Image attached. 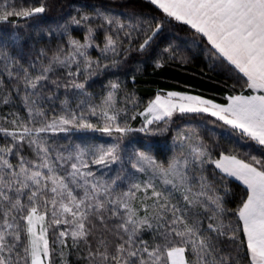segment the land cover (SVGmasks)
Here are the masks:
<instances>
[{
  "label": "snow or ice",
  "instance_id": "obj_1",
  "mask_svg": "<svg viewBox=\"0 0 264 264\" xmlns=\"http://www.w3.org/2000/svg\"><path fill=\"white\" fill-rule=\"evenodd\" d=\"M162 13L160 21L155 22L143 18L136 13L128 14V19L97 12L103 21L111 28L114 26L117 38L105 36V48L102 51L117 52L119 33L129 38L131 43L134 31H143L145 38L138 45V51L144 52L152 46L154 39L164 27V22H179L188 26L199 35L209 52L218 61L229 66L237 77L241 88L249 90L250 94L240 92L226 96L225 103H216L199 95L181 92H168L166 95L156 94L149 101L144 112L143 126L136 130L151 133L150 125L170 120L174 113L209 114L215 122L231 132L239 133L248 141L255 142L264 149V0H148ZM46 6L41 4L31 9L17 10L7 5L4 0L0 6V21L9 17L29 18L45 13ZM73 19L80 24L82 20ZM103 27V25H101ZM93 29L89 27L90 39ZM0 43H6L0 40ZM74 51L61 57H53V63L65 67L77 65L76 72L69 71V76L80 74L81 63L83 71L92 74L93 61L86 52L91 45L71 41ZM179 45L169 44L164 52L171 53V59H176ZM82 58V60L78 59ZM157 66L162 65L157 61ZM107 67V65H105ZM52 71V65L43 69L40 76L28 78L25 75L26 87L36 89L41 80H47V73ZM133 79H135L133 77ZM72 87L83 89L84 84L73 81ZM120 87L117 82H110L108 95L99 106H88L91 115H99L103 126L90 122L83 112H70L53 118L51 122L45 119L44 111L39 107H29L30 120L25 123L12 120V129L0 127V132L11 137L13 143L0 146V264H51L52 249L48 239V229L52 224L67 225L65 231L59 233L60 243L65 244L64 237L71 236L73 246L83 241L88 244L89 237L99 221L104 224L111 217L119 216L122 223L117 225L116 235L119 243L112 246L106 239H100L95 250L89 245V258L93 264H227V258L215 255V245L211 239L201 235L200 226L190 223L186 210L171 203V193L157 190L154 177H160L162 183L183 193V199L189 206H201L205 211H211L208 229L220 236L238 242L237 253L244 249L247 264H264V159L247 154V158L233 151H221L218 158L213 157V150L203 142V138L195 130L180 133L177 140L187 152L174 156L167 165L157 162L145 151L136 153L137 163L146 164L152 170V177L142 184L132 185V189L119 195H114L111 183L97 180L88 169L89 161L96 165H110L120 160V144L77 146L75 154L64 156L58 153L52 158L41 133L68 132L70 129H85L99 131L109 137L116 134L117 141L126 137L132 129L127 121L120 120L121 110L115 108L114 93ZM28 100V97H25ZM7 102V101H5ZM35 105V101H31ZM79 107V106H78ZM35 117H40L39 126H35ZM135 119V116L132 117ZM32 126H29V125ZM163 131V129H160ZM27 143L35 146L38 160H26L18 150ZM10 155L18 157V163L13 165L7 158ZM89 159H85V157ZM56 161H60L59 167ZM70 164V171L65 169L60 174V168ZM206 164L214 165L223 176L234 178L245 187V197L232 213L236 224H229L225 230L222 217L228 212L223 203V197L215 187L208 182L202 172ZM199 168V190L193 192L189 183L191 168ZM44 169L47 171L45 172ZM141 172L145 168H139ZM82 190V195L76 189ZM143 191L141 204L144 215L134 206L136 192ZM151 190V196L148 195ZM227 192V189H225ZM26 197V200L22 199ZM152 200L151 205L145 203ZM123 209V214L120 213ZM50 213L51 219L46 223ZM171 213V217L168 214ZM21 222L24 227L21 228ZM157 230L162 242L151 249L147 241L138 240L139 233L145 227ZM24 234V241L21 233ZM126 237V238H125ZM242 237V238H241ZM11 238V242H9ZM23 243V254L18 248ZM191 250L194 259L187 255ZM8 252V256H5ZM16 256L13 259L12 253ZM63 255V253H61Z\"/></svg>",
  "mask_w": 264,
  "mask_h": 264
},
{
  "label": "trees",
  "instance_id": "obj_2",
  "mask_svg": "<svg viewBox=\"0 0 264 264\" xmlns=\"http://www.w3.org/2000/svg\"><path fill=\"white\" fill-rule=\"evenodd\" d=\"M29 3H36L37 7L44 4L46 6L45 13L29 18L14 16L7 21H0V40L6 42L0 43V114L9 117L11 121L15 120V118H18L19 121L23 118L25 121L30 120L28 109L31 100L22 99L24 93L22 87L26 86L25 75L27 74L28 78H34L38 73L42 75L43 69L50 64L52 65V71L47 73L48 79L41 80L39 82L41 90L39 92L36 90V102L41 104L39 108L42 110L46 109V116L50 117L51 115L58 114L56 109L59 106L61 107L63 103L73 104L79 100L76 95L80 91L72 87V83L73 81L79 83L78 76H81L68 75L69 71L73 72L77 66L73 65L68 69L65 66L53 63L54 56L59 55L63 57L71 49L72 44L69 35L61 29V26L65 17L74 12L77 7L82 8L83 11L88 13L91 24L98 27L101 25L106 27L109 30V35L116 34L114 26L110 28L97 15V12L111 14L125 20L128 19V14L136 13L145 19L153 21V26L162 17V13L155 6L151 5L148 0H14L12 5L9 6L22 10ZM103 36L104 34H101V37ZM144 38L143 31H134L130 43L129 38L125 37L123 32L119 33V40L124 45L123 55L125 56L127 52L128 54L126 55H129L127 56L126 63L123 64V71L120 76L122 77L126 73H130V71L134 72L138 79L132 85L133 90L142 97L148 95V93L152 94L156 86L163 87L171 83L211 97L226 98L228 95H235L240 92L250 94L249 90L241 88L240 84L237 83L236 73L229 66L211 55L208 47L202 42L201 37L195 34L194 30L179 22H164V27L153 42V48L157 49V51L161 50V53L158 55V52L153 50L147 54V58L149 57L148 61H151V58L159 56L162 66L156 69L155 73L147 70L145 76H149L150 80H145L146 82L143 83L142 79L146 78H143L144 75L139 72L138 68L136 70L135 68L139 62L144 60V57L136 56L134 50L138 49L139 43ZM36 44L42 46L41 52L43 55L38 62H36L37 60L30 62L33 49H37ZM169 44L180 46L176 52V59L170 58L171 53L164 52V49ZM109 73H105L102 79L106 80ZM23 78V82H20ZM79 107L82 106L79 105ZM137 120H141V118L138 117ZM214 121L215 118L208 114L191 115L189 118L184 116L173 119L170 123L166 124V128L159 126L154 134L131 136L129 142L131 146L136 145L134 147L151 149L156 156L160 157L168 155L167 150H170L169 146L178 134L189 132L188 130H195L203 138V142L213 150L214 158H218V153L221 151H233L240 158H247V154H251L257 158L264 159V149L257 146L255 142L248 141L246 138L241 137L239 133L231 132L222 126V122L217 121L214 123ZM4 127L12 128L13 125L11 122H8ZM160 129H163V131H160ZM77 134L80 137L82 133L77 132ZM70 135L75 134L73 132L70 134L65 132H48V134L40 135V137L48 146L52 145V147L55 146L57 148L58 146H65L67 144L66 141H68L67 137ZM87 135L88 137H92V139H96V134ZM31 148L30 146L27 147L26 155L31 161L38 160V157ZM125 149L124 147L123 150ZM202 174L207 177L208 182L223 197V203L228 212L222 219L225 230L230 235L231 232L227 226L230 223L236 224V217L232 213L240 205L242 198H246L245 187L234 178L223 176L219 173V170L215 169L214 165L206 164ZM200 175L201 171L198 167L189 170V176L192 177L189 183L193 192L199 190ZM225 189H227V192H225ZM179 198L178 200L172 198L171 201L175 202L176 205L178 204L177 206L181 209L186 210L190 223L199 224L203 237L211 239L215 245L217 259L225 257L227 258V264H247L244 249L240 248L239 254L237 253L238 242L234 243L227 235L220 236L208 229L209 223H213L209 219L212 216L211 211H205L199 205H187L183 199V193L179 194ZM168 217H171V213L168 214ZM95 223L96 227L101 225L99 221H95ZM151 232L152 237L156 235V239L154 240L161 243L162 240L157 230L153 231L152 229ZM112 238L113 241L109 245L110 251L113 250V243L115 245L120 242L115 235H112ZM63 239L67 242L66 245L68 246H64L63 251H59V254L63 253L62 261H65L67 264H93L88 255L89 245L92 246V250H95L98 244L97 238L90 236L88 244L81 241L75 247L70 235ZM57 241L59 242L60 238ZM150 244H152L151 246L155 245L154 243ZM187 255L190 259H194L191 250L188 251Z\"/></svg>",
  "mask_w": 264,
  "mask_h": 264
},
{
  "label": "rangeland",
  "instance_id": "obj_3",
  "mask_svg": "<svg viewBox=\"0 0 264 264\" xmlns=\"http://www.w3.org/2000/svg\"><path fill=\"white\" fill-rule=\"evenodd\" d=\"M13 2L14 0H9L6 3L9 6V5H12ZM3 4H4V0H0V6H3ZM33 7H37L36 3H29L23 9H31ZM14 8L19 10L16 7ZM83 16H88L89 19L82 20L80 24L73 23L74 18L79 20ZM13 17L14 16L9 17V18H13ZM89 27H91L94 31L91 35V38L86 39V37L88 36ZM61 29H63L66 33H68L70 41L75 40L81 44H85V43L90 44L91 46L86 49L87 55L94 62L98 61L99 65L97 66L94 63L92 74L89 75L88 73L83 71V65L81 63V71H80V74H78L81 77L78 76L79 78L78 82L84 84V88L79 89L80 93L76 95L79 99V100L77 99L78 100L77 103L76 102H74L73 104L63 103L61 107L59 106L58 109H56L58 114L51 115L50 117L46 116L47 110L43 109V111L45 112V117L43 119H45L47 122H51L53 118L59 117L61 115H65L73 111L76 112L77 114L83 112L86 118L90 122L102 127L103 122L100 116L91 115L88 111V106L89 105L99 106L102 103L103 99L108 95L109 91H112V89L110 88V82L114 81L120 84V87L117 90H115V93H114L115 108L117 110H121L120 112L121 122L123 123L124 121H127L128 125L132 129H134V131L128 133L126 137L117 141L116 134L109 137L107 134L99 132V131L85 130V129H80V130L70 129V131L65 132V133L70 134L73 132V134L75 135H70L69 137H67L68 141H66L67 144L65 146L64 145L63 147L58 146L56 148L55 146L52 147V145H50L48 147L52 153V158L54 159L55 158L54 155L58 153H63L64 156H68L70 153L75 154L77 146L88 147V146L100 145V144L109 145L112 143L119 142L120 160L118 162L105 166V165L92 164L89 161L88 169H86V171L90 170L92 173H94V176L97 180L108 182V183H111L113 180H115L116 184L113 185L114 195H119L124 192H127L129 191V189H132V185L137 184V183L142 184L144 181L152 177V170L146 164H137L136 168L132 166L133 164L137 163V157H136L137 152L145 151L149 155H151L157 162L163 163L166 166L167 162L171 160L174 156H179L181 155V153H185L188 150L186 144L183 147L181 146V142L177 140L178 135L175 137V140L170 144L169 146L170 150H167L168 155H165V156H160V157L156 156L153 150L148 149L146 147H134L136 145L131 146V143L129 142V138L131 136L154 134L156 132L155 130L159 128V126H162V128H166L165 127L166 124L170 123L173 119L182 118L184 116L186 118H189V116L191 115H199V114H180L177 112V113H174L173 117L170 120L161 121L156 124L150 125L149 127L153 130V132L151 133L136 131L143 126L144 120H145V116L139 115V113L144 112L145 108L148 106L149 101L153 100L156 94L159 93L161 95H166L168 92H181V93H186L190 95L203 96L206 99L214 100L216 103H225L226 101V98H219V97H214V96L211 97V96L203 95L197 91L188 90L174 83H171L170 85L163 86V87L156 86L152 94L148 93V95L142 97L141 95H139L137 92L133 90L132 85L135 84L138 79V77L136 76L134 72L130 71V73H126V75L122 77L120 76L121 72L123 71V64L126 63L127 56H129V55H126L128 54V52L125 54V56L123 55L124 53L123 43L119 40L117 52L115 54L110 50L102 51L105 48V43H106L105 36L109 35L108 33L109 30H107L106 27H101V26L98 27V26H94L93 24H91L90 16L88 15V13L86 11H83L82 8L77 7L74 12L70 13L69 16L67 15L65 17V19L62 22ZM101 34H104V36L101 37ZM112 36L114 39L117 38L116 34L115 35L113 34ZM19 38L21 39V37ZM36 46L38 50L33 49L32 56L30 57V62L36 61V60H37L36 62H38L40 57L43 55V53L41 52L42 46L39 44H36ZM153 47L154 45L152 44V46H150L144 52L134 50V54L136 56L144 57V60L139 62V64L135 68V70L138 68L139 72L144 75L143 78H146V79H142L143 83L146 82L145 80H150L149 76H145L147 74L146 72L147 70L150 71L151 73L153 72L155 73V70L160 68L157 66V61H159V63L162 65V61H161V58H159V56H157L156 58H151V61H148L149 57L147 58V54L149 52H152L153 50L157 51V49H154ZM71 51H74V45L71 46V49L69 52ZM157 52L159 55V53H161V50H158ZM78 59L82 60V58H79V57ZM73 65H76V64H72L71 67ZM105 65H107V67H105ZM67 68L70 69L69 67ZM76 69H74L73 71L74 73L76 72ZM144 69L146 70L144 71ZM107 72H110L109 75L107 76V79L106 80L102 79L103 75ZM40 75L41 74L39 73L37 74V76H40ZM133 77L135 79H133ZM23 80L24 78L20 80V82H23ZM127 81L130 82V84H128ZM22 88L24 91L22 99H25V97H28L29 98L28 100L36 102V96H37L36 90H38V92L39 90H41L40 84H38L36 89H32L26 86ZM37 105L38 107H41L40 106L41 104H39L38 102H36L35 105L30 104L29 107L30 106L37 107ZM79 105H81L82 107H78ZM200 114H205V113H200ZM133 116H135V119L132 118ZM138 117H140L141 120H137ZM15 120H18V118H15ZM35 120L37 121L35 126L38 127L40 117H37V118L35 117ZM21 121L25 123L29 122V121H25L24 118ZM8 122H11V119L9 117H5L0 114V127L5 128L4 126ZM29 126H32V125L30 124ZM12 128H8V129H12ZM48 132H52V131H48ZM48 132L41 133L40 135L48 134ZM77 132L82 133L80 137L77 134ZM61 133H64V132H61ZM87 134H96V139H92V137H88ZM11 143H13L11 137H7L4 133L0 132V146L11 144ZM28 146L29 145L25 142L23 143V146L20 147L18 150L20 151V154L26 160L31 161L30 158H28V156L26 155V149ZM31 147H32L31 150L34 152V154H36L35 146L33 145ZM124 147L126 148L125 150H123ZM7 158L10 160V162L13 165H16L18 163V157L15 155H10ZM85 159L87 160L89 158L86 156ZM56 163H57V166L59 167L61 162L56 161ZM141 166L145 168V171L141 172L139 170ZM65 169L70 171L71 170L70 164H65L63 168H60V174L63 175L65 172ZM44 171L46 172L47 170L44 169ZM153 182L155 183L157 190L164 191L165 194H168L170 192L171 199L172 198L173 199L176 198L177 200L180 199L179 194L182 192L173 189L170 185L163 184L160 177L158 176L154 177ZM132 190L135 191V189H132ZM76 192L79 193L80 195L83 194L82 190L79 188L76 189ZM148 195L151 196V190H149ZM143 196H144V193L142 190L139 192H136V199L133 201L134 206L140 209V212H139L140 216H143L145 214L144 209L141 204V198ZM22 199L26 200V197ZM145 203L151 205L152 200L150 199L146 200ZM171 203L175 204V202H172V201ZM119 211L121 214H123L124 212L123 209H120ZM105 215L109 216L110 218H108L104 224H101L98 227L95 226V228L93 229L94 231L92 232L91 236L93 238L94 237L97 238L98 242L102 238L106 239L108 244L111 245L113 241L112 235H115V237L119 239V236L116 235V231H117V225L122 223V221L119 216L111 217L109 213H106ZM50 219H51V216L49 213L48 216L46 217V223H48ZM23 227H24V223L21 222V228ZM67 228L68 226L63 225V224H60V225L52 224L49 226L48 239L50 243V248L52 249L51 256H50L51 264H67L65 263V261H62L63 257L61 254H59V251L61 252L64 246H68L66 245L67 242H65V244L62 245L60 241L59 242L57 241L59 240V233L61 231H65ZM151 230L152 229H148L145 227L144 229L140 231L139 236L137 238L138 240L147 241V243L149 240L148 246L150 249L153 247L151 246L152 244L150 243H154V244L158 243V241L156 242L154 240L156 239V235L152 237ZM153 231H156L155 225L153 227ZM21 239L22 241H24L25 239L23 232L21 233ZM9 242H11V238H9ZM57 242L58 244H56ZM22 249H23V243H21L18 248V251H20L21 255L23 254ZM4 254L6 257L9 255L8 252H5ZM11 255H12V258L14 259L16 256V253L13 252Z\"/></svg>",
  "mask_w": 264,
  "mask_h": 264
}]
</instances>
